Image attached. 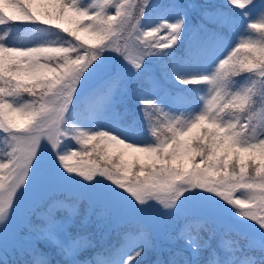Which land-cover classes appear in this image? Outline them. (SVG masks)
<instances>
[{"label": "snow or ice", "instance_id": "obj_1", "mask_svg": "<svg viewBox=\"0 0 264 264\" xmlns=\"http://www.w3.org/2000/svg\"><path fill=\"white\" fill-rule=\"evenodd\" d=\"M0 25L2 264H264V0H0ZM94 214L131 227L98 247Z\"/></svg>", "mask_w": 264, "mask_h": 264}, {"label": "trees", "instance_id": "obj_2", "mask_svg": "<svg viewBox=\"0 0 264 264\" xmlns=\"http://www.w3.org/2000/svg\"><path fill=\"white\" fill-rule=\"evenodd\" d=\"M179 2L203 4V3H212V2H215V0H179ZM192 14H193V16H195V12H193ZM4 27L5 26L0 25V34H2V29ZM17 36L19 37V39L17 41L18 43H24V44H27L29 46H32V42H31L30 38L24 36L23 29H21V32L18 33ZM163 86L170 88V89L173 88L172 84H164ZM179 87L182 89L190 90V92H189L190 98H192L193 100H199V97L203 92V85H179ZM139 117H140L139 109H136L134 112H132L127 117V120L131 121L133 118L139 119ZM4 148H5V146L3 144V137L0 136V156L3 155ZM56 198L63 201L66 205L70 206L74 202H76L77 194H70V195H66L64 197H60V196L56 195ZM86 207H87V202L81 201L80 202L81 211H83V209ZM61 216L68 218V219H72L69 211L62 212ZM81 219H82V216L76 217L74 219V224H79ZM100 222L101 221H99L94 214L91 218L90 226H89V231H91L95 234V239H96L98 247L100 245H104V246L118 245L121 242L122 233L128 231L129 228L131 227L130 225H121L118 227H112L110 229L106 228L105 230L97 231L96 224L100 223ZM170 234L174 235L171 227L168 226L167 232H165L163 234L160 232V234L158 235V237H157L158 243H160L161 245H167V243H168L167 238ZM232 239H235V237H232V236L225 237L226 241H229ZM180 243H182V241L178 242V244H180ZM27 258L28 257L26 255H22L19 252V250L15 251V252L10 251L7 255V259L9 261V264H22V261L27 259ZM89 258H91V257L88 254H84L81 257V259H89ZM0 264H2V261H0Z\"/></svg>", "mask_w": 264, "mask_h": 264}, {"label": "rangeland", "instance_id": "obj_3", "mask_svg": "<svg viewBox=\"0 0 264 264\" xmlns=\"http://www.w3.org/2000/svg\"><path fill=\"white\" fill-rule=\"evenodd\" d=\"M204 71H208V70H210V69H203ZM207 95V90H206V88H205V86H203V93H202V95L200 96V98L202 97V96H206ZM70 194H76V193H72V192H60V193H57L56 195L57 196H60V197H64V196H66V195H70ZM64 195V196H63ZM96 213H100V212H102V211H104L103 209H100V208H97L96 210ZM96 216V215H95ZM97 217V216H96ZM167 228H168V226L167 225H165V226H162L161 227V229H160V232L163 234V233H165V232H167Z\"/></svg>", "mask_w": 264, "mask_h": 264}]
</instances>
